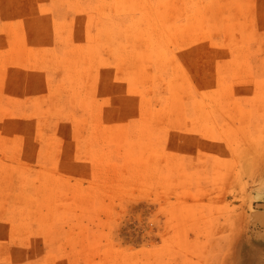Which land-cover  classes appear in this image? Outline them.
<instances>
[{
    "label": "rangeland",
    "instance_id": "rangeland-1",
    "mask_svg": "<svg viewBox=\"0 0 264 264\" xmlns=\"http://www.w3.org/2000/svg\"><path fill=\"white\" fill-rule=\"evenodd\" d=\"M264 0H0V264H264Z\"/></svg>",
    "mask_w": 264,
    "mask_h": 264
},
{
    "label": "water",
    "instance_id": "water-1",
    "mask_svg": "<svg viewBox=\"0 0 264 264\" xmlns=\"http://www.w3.org/2000/svg\"><path fill=\"white\" fill-rule=\"evenodd\" d=\"M259 209H264V203H259L256 205Z\"/></svg>",
    "mask_w": 264,
    "mask_h": 264
}]
</instances>
